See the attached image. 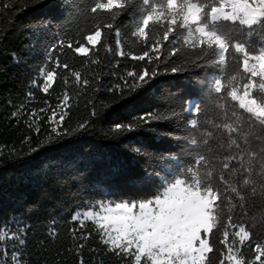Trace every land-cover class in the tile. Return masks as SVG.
Returning a JSON list of instances; mask_svg holds the SVG:
<instances>
[{
  "label": "trees",
  "instance_id": "1",
  "mask_svg": "<svg viewBox=\"0 0 264 264\" xmlns=\"http://www.w3.org/2000/svg\"><path fill=\"white\" fill-rule=\"evenodd\" d=\"M94 5L95 0H0V234L6 237L0 241V264H13V252L20 254L21 264H133V258L108 251L93 221L86 220L82 227L80 220H73V213L98 203L151 199L189 167L202 176L211 172L213 185L219 184L223 172L227 183L221 191L229 188L220 202V223L210 236L214 249L210 264H219L220 253L227 251L220 241L229 217L250 232L251 240L242 252L245 259H253L255 244L264 243V126L226 93L217 94L210 87L217 77L224 83L232 76L247 82L238 54L223 66L207 63L214 56L195 66L193 61L204 54L184 44L185 30L170 34L168 41L163 39L166 29L159 26L149 30L147 42L134 35L143 14L142 0H131L115 20L106 10L92 13ZM109 23L114 28L102 30L101 42L89 45L84 37L97 24ZM234 40L250 43L253 51L264 43L255 34L241 32ZM69 41L73 49L67 47ZM157 41L161 42L159 59L153 52V63L131 58L151 51ZM80 43L89 48L88 56L74 52ZM173 48L178 49L175 54ZM121 51L124 56L119 55ZM145 67L158 74L149 85L129 93L120 77ZM54 68L53 83L45 93L41 69ZM173 68L179 70L174 73ZM118 84L125 88L126 100L109 91ZM191 98L193 108L187 110ZM105 105L112 106L105 109ZM53 110L57 120L66 113L63 124L48 120ZM93 110L100 115L93 117ZM148 113L160 119L149 124L137 119ZM85 121L84 130L48 142L52 127L72 133ZM118 123L144 126L115 133L112 129ZM224 123L238 128L232 138L239 148H230L229 134L217 130ZM193 139L196 145L191 144ZM240 153L243 161H230V169L224 170L225 158ZM201 155L205 162L196 164ZM249 160L253 183L243 185V175L231 169H240ZM231 185L244 195V201L230 192ZM249 223L257 224L249 227ZM228 230V242L235 239L239 246L236 229ZM12 233L20 234L24 244L8 239Z\"/></svg>",
  "mask_w": 264,
  "mask_h": 264
},
{
  "label": "snow or ice",
  "instance_id": "2",
  "mask_svg": "<svg viewBox=\"0 0 264 264\" xmlns=\"http://www.w3.org/2000/svg\"><path fill=\"white\" fill-rule=\"evenodd\" d=\"M128 3H131V0H95L91 12L97 13L99 10H106L112 14V19L115 20L123 14ZM142 4L144 6L143 14L134 35L144 38L145 42L148 40L149 30L159 26L166 29L163 32L164 41H168L170 34L177 30H185L184 44L204 54L197 56V60L193 61L195 66H200L199 61L213 56L216 59L214 61L207 60V63L223 66L228 63L229 58L234 59L238 54L243 73L247 74V82L241 83L243 77L237 79L236 76H232L227 83H224L221 78L217 77L211 82L210 87L217 94L226 93L227 97L231 101L238 102L239 108L250 114L256 123L264 126V43L253 51L250 43L234 40L235 34L241 32L246 33L247 36L255 34L261 42H264V0H142ZM113 28L114 24L112 23L97 24L95 29L84 39L89 45L95 47L102 40V30L111 31ZM116 32L118 34L119 29H116ZM63 45L64 41L61 40V48ZM160 46L161 42L157 41L151 51H145L142 55L131 58L137 61H145L147 58L148 63L151 64L154 62L153 52L157 53L155 58L159 59ZM67 47L73 49V42L69 41ZM177 51L178 49L173 48L172 54ZM74 52L88 56L89 48L80 43L74 48ZM119 55L124 56L125 53L121 51ZM57 64H59V60H57ZM178 70L173 68L172 72L175 73ZM41 71L44 70L41 69ZM55 74L54 68L43 76L45 82L42 88L43 92L49 91ZM157 74L156 70L153 69L149 72V69L145 67L139 72L127 71L125 76H121L120 79L127 91L134 93L149 85ZM75 75L79 77L80 74L76 73ZM126 77L131 78L133 83L129 85ZM84 84H88V81L84 80ZM109 91L120 93L121 101L128 98L123 95L125 88L119 84ZM257 92L260 95H257ZM67 101L68 97L65 96V107H67ZM119 102L117 101V103ZM111 106L105 105V109ZM221 106L223 107V105ZM194 111L198 114L201 109L197 105ZM57 115V112L53 110L48 120L56 124H63L66 113H60L58 120ZM99 115L100 113L93 110V117ZM172 115L176 116L177 114L173 113ZM233 115H236L235 112ZM33 117L35 120H39V116L35 112H33ZM137 119L143 121L144 124H149L154 120H159L160 117L154 113H148ZM191 123L195 125L196 120H192ZM87 124V121L80 123L77 128L72 130V133L66 129L61 131L58 127H52L48 142L84 130ZM33 126V124H29L30 128ZM143 126V124L118 123L112 131L126 134L137 131ZM220 129L229 134V147L235 145L239 148L236 139L232 138V134L238 132V128L231 123H224L217 125V130ZM35 130L39 132V127H36ZM208 135H212V133H208ZM27 139L25 138L26 141ZM191 144L196 145L197 141L193 139ZM37 150L32 149V151ZM135 151L139 153L140 149ZM254 155V153H250V156ZM238 160L243 161V153L226 157L222 164L223 169L229 170V162ZM204 162L203 155L195 161L196 164ZM251 163L252 161L249 160L246 166L241 163L240 169H231L232 173L243 175V185L253 183L249 178L252 173ZM261 166L264 167V164ZM188 174H190V178ZM211 177V172L202 176L200 172L189 167L187 173L181 171L173 181L166 182L163 191L154 198L144 201L121 202L114 205L101 203L98 206V211L78 214V216L83 215L80 224L83 227L86 220H94L100 241L108 251L133 258V264H210L209 254L214 250L210 236L220 223V202L224 194L229 191L227 187L221 191V187L227 183L223 172L220 174L218 185L211 183ZM261 188L264 189V183ZM230 192L235 193L241 201H244V195L236 186L231 185ZM252 194L255 196V188L252 189ZM241 207H244L243 204ZM78 216H73V220H77ZM229 227L236 229L234 236L238 238L239 246L235 239L231 243L228 242ZM23 231L24 229L21 228L20 233ZM223 237L224 239L220 243L227 251L220 253L219 264H264V243L255 244L253 259H245L242 247L246 242H250L251 234L243 224H233L229 217V224L225 226ZM5 238V235L0 234V241ZM7 238L18 240L21 245L24 244L20 234L12 233ZM83 239H88V236H84ZM6 251L5 249V254ZM12 261L13 264H21L20 254L13 252Z\"/></svg>",
  "mask_w": 264,
  "mask_h": 264
},
{
  "label": "rangeland",
  "instance_id": "3",
  "mask_svg": "<svg viewBox=\"0 0 264 264\" xmlns=\"http://www.w3.org/2000/svg\"><path fill=\"white\" fill-rule=\"evenodd\" d=\"M89 35V34H88ZM87 36V35H86ZM79 46V45H78ZM86 47V46H85ZM46 72L47 71H41V76H42V79H43V76L46 74ZM44 80H43V85H44ZM238 103V102H237ZM193 104H194V99L193 98H191V99H189V100H187V102H186V109L187 110H191L192 108H193ZM163 191V190H162ZM161 191V192H162ZM154 198V197H153ZM152 199V198H151ZM123 202H125V201H123ZM116 203H121V202H116ZM116 203H112V205H114V204H116ZM101 203H98L95 207H93V208H88V209H85V210H78V211H76V212H74L73 213V215H72V217L73 216H78V214H82V213H84V212H88V211H98L99 210V205H100ZM104 204H108V203H104ZM83 219V215H79L78 216V220H82ZM91 221H93L94 223H95V221L94 220H91ZM96 224V223H95ZM256 224L257 223H249V227H255L256 226Z\"/></svg>",
  "mask_w": 264,
  "mask_h": 264
}]
</instances>
